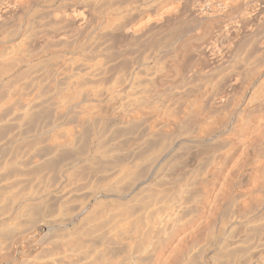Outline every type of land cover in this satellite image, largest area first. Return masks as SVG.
Wrapping results in <instances>:
<instances>
[{"label":"bare ground","instance_id":"bare-ground-1","mask_svg":"<svg viewBox=\"0 0 264 264\" xmlns=\"http://www.w3.org/2000/svg\"><path fill=\"white\" fill-rule=\"evenodd\" d=\"M1 1H2V3L0 4V24L4 23L9 18H11V19H9V21L12 20V16H11L12 14L11 13H12V10L14 8H17V9L20 8L19 10L21 11L23 6H25V9L28 8V7H26L27 3H29L30 1H31V3H32V1L34 2V0H0V2ZM56 1H59V0H55L54 2H56ZM101 1H103L104 3H107V4H104L105 7H103V6L101 7V5H99V3ZM101 1L100 0L99 1L98 0H62V1H60V3L57 2L58 4L56 3L50 7L47 4V6H48L47 8H49L48 12H45L44 9L42 8L43 11L40 9V11H42L41 14H37L40 12L36 11V9H35L34 13L32 11V13L35 14L33 16V18L27 21V22L30 21V23L32 22V24L31 25H30V23H29V25L27 24L28 26H26L25 28L23 26L24 29H22L20 35L18 34L19 36L16 37V39L12 43L10 42L11 44L9 43L8 45H6V46H8L7 48L9 50L6 54L5 59H7V57L9 59L12 56H14L15 49H18V48L24 46L25 44L27 45L29 42L34 43L36 40L43 38V37L38 38V37H40L38 34H41V32H40L42 29L41 27L47 25L49 22L52 24H57V25H59L61 22H62V24H63V22H64V24L66 22H68L69 27L72 26V28H73L72 30L75 29L76 31L79 30V32H80L81 30L83 31V29L85 27L88 28L87 24L90 23L89 20L92 18V16L94 14H98V12L100 13L99 10H103L104 17H106L105 15H107L105 21H106V24H108V25H106L105 28H103V29L100 28L98 30L95 28L96 26H99L97 24L94 27H89V32L91 33L92 31H94L93 35H95V36L96 35L97 36L104 35L106 40L107 39L112 40V38L118 40V38L122 37L124 41L120 38L121 41L125 42L128 47L133 46L135 49L137 48V50H135L133 48L132 49H133V52H134V50L136 51V54L138 56L140 53L141 54H142V52L144 53L143 60L142 61L140 60L141 63H138V64L134 61V60H136L135 59L136 55H134L135 58H134V56H132L134 58L133 61L136 63V64H134L133 61L131 60L132 58H130L131 53L128 54L129 50L128 51L126 50V48H125L126 45L124 43H123L125 45V47H124L125 51L124 52H126L129 55V57L127 55H122V53L124 54V52L116 53L114 50L110 49L109 51H111V50H112L111 52L114 51V53H116V55L118 54L117 56H119V54H121L120 55V56H122L121 58L123 60L126 59L125 63H128V62L131 63L130 60L132 61L134 66H133V64H131V65L128 64L130 66L126 65L127 68L129 67L130 69L132 66L133 70L132 71L129 70V71H131V75H129V78L127 77L128 79L126 78L127 81H124L125 79L123 80L124 81L123 84L120 82L122 85L119 84L117 86V84H114L112 82H111L112 83L111 84L109 82L111 85H114V86L109 85V87L105 90L103 88H101L100 90H103V91H100L101 95H98L99 94L98 92H97L98 93L97 95L94 94L96 92L94 89L95 87L94 88H93V86L91 87L94 89V91H93L94 93H90V94H94V96L99 97L98 101H100L101 98H107V99L109 98L113 102L115 101L114 104L112 103L114 106V109L115 110H118V109L122 110L123 109L122 112L124 111L125 107H127V108L131 107L130 110H133L135 108V110H136L140 106L139 104H141V103H139L140 99H142L143 97H146L147 95L151 96V98H152L153 95H156L158 93L159 97L158 96H156V97L160 98L161 96L159 95V93L162 90H163L162 91L163 93L165 90H166L165 92H167V93H169L171 91L170 95L173 93L176 94L177 91H178L177 93L179 94V92H183L184 89L188 90L187 88H185L186 86L181 87V85H180V87H178L177 83L178 82L182 83L181 82L182 79H184V81H185V80H187V78H186L187 76L191 77L193 74L197 75L199 73L197 76V77H199L200 73H201V75H203L202 72L204 70L214 71L215 69H217L219 67L218 70L220 69L219 71L221 72L222 67L220 68V66L224 65L225 67L222 68V70H224L223 75L221 72L222 76L219 78V80H217L218 84H217V82H215V83L212 82V83H214L215 87H216V85L218 87V88L216 87V89H215V87L212 89L213 91L215 89L214 92L212 91L213 92V97H212L213 101L216 104L217 103L220 104L221 102L226 100L229 96H231L232 93L234 92L235 87H237L239 82L240 81L242 82L244 80V79L241 80L242 79L241 76H242L243 72H244L243 74H246L244 76V78L247 75H249V76L255 75L257 73L259 67H262V64L264 63V60H262V59H264L262 57L263 52H264V0H126V1H123V0H107V2H106V0H101ZM36 2H39V0H37ZM103 2H101V3H103ZM49 4H53V3H49ZM25 9L23 8V10H25ZM45 9H46V6H45ZM37 10H39V9H37ZM14 11H18V10H14ZM43 12L45 14L46 13L47 14L45 15ZM14 14L15 13H13V15ZM96 16L98 17V15H96ZM110 16L113 17L114 20H110L113 22H111L109 24L108 22H110L109 21V18H111ZM30 17H32V16H30ZM93 18H92V20H93ZM107 18H108V21H107ZM195 19L198 20L199 22H201L200 27L196 26V27H198L197 31L194 30L196 28H192L193 31L191 28H188V30L190 29L192 32L189 30L188 34L187 35L185 34L186 36L184 35L185 38H183V39L181 38L182 41L180 40L181 42L176 43V44L173 43L174 41L173 42L171 41V38H172L171 35H170L171 37L169 36L170 41L166 40V41L162 42V43L168 42L169 45L167 43H164V44H167V47L170 46L171 42L174 44V45L172 44L171 47H168L169 51H167L168 49L164 48L166 45H164V44L162 45V43L160 42V41H162V39L159 37L164 36L163 35L164 33H167V35L170 34V33H168V30L169 31H171V30L177 31V33L180 32V34L179 33L178 34L179 35L182 34V36H183V33H181L183 28L186 27L187 24H189L188 26H192V24L190 25L189 22H192ZM99 21H101V20L99 19ZM91 22L94 23L95 21H91ZM92 23H90V24L92 25ZM62 24H60V25L63 26L64 24L63 25ZM0 26L2 27V25H0ZM50 26L47 25V27H50ZM61 26H59V27H61ZM65 26H68V24L67 25L65 24ZM1 27H0V30H2V28H3V27L2 28ZM39 28H41L40 31H39ZM45 28H46V26H45ZM45 28H44V30H45ZM90 28H95V30H97V31L91 30ZM186 28H185V30H186ZM207 28L210 29V32L212 31V33L207 34V37L209 35V38H206V35L204 34L205 39L206 40L208 39L206 42H204L205 41V39L203 38L204 36L201 34V38L199 37L200 40H198V41H200L202 43L199 42L200 43L199 44L198 41L196 40L197 38L195 39L194 35H196L198 37L199 32H201V31L204 32V30H206ZM46 29L48 30V28H46ZM55 29H53L51 31L52 33L49 32V30H48L49 34L47 33L48 35L46 34L47 36H45L46 40L44 39L45 41H47L46 44L49 43L51 47L53 46V43H55V42L57 43V42H60L63 40L65 41L70 36L71 37L73 36L75 38V36H74L75 31L73 32L70 30L71 33L72 32L74 33V34L72 33L73 35H70L68 29H65L62 27L60 29H56V30ZM159 30L160 31L164 30V31H161L164 33L160 32L162 35H160L159 33L157 34V31H159ZM173 31H171V32H173ZM46 32L47 31L45 30L44 33H46ZM1 33H0V35H1ZM80 33L83 35V32H80ZM84 33H85V31H84ZM117 34L120 37L117 38V36H116ZM155 34L158 36L160 35L158 37L160 40L158 39L157 41H159L161 43V45L159 43H157L156 45H160L157 47H160L159 48L160 50L162 48H164V49H166L165 51H167V56H166V52L164 53L165 55L162 53V55H164L165 58L163 56H161L160 54H158V52H160V50L158 48H157L159 50L158 52L155 50V47H156L155 46L156 40L154 41ZM107 35H109L110 37H108ZM174 35H173V38L176 39V37ZM97 36H96L97 39L96 38L95 39L99 41L100 37H97ZM111 36H112V38H111ZM78 37H79V35H78ZM78 37L75 39H78ZM155 37H157V36H155ZM193 37H194V40H196V41H194L192 39ZM35 38H38V39H35ZM105 38L104 39L101 38V39L105 40ZM165 38L166 37L164 36L163 39H165ZM173 38H172V40H173ZM202 38L204 39V41H201V40H203ZM34 39H35V41H34ZM75 39H73V40H75ZM167 39H168V37H167ZM41 40L36 41L34 43V45H35L34 47H36V46L38 47L39 42ZM103 40H101V42ZM116 40H114V41L116 42ZM177 40H179L178 36H177ZM45 41H44V44H45ZM75 41H77V40H75ZM89 41H91V40L89 39ZM2 42H4V41H2ZM32 43H29V44L33 45ZM86 43H87V41H86ZM40 44H41V42H40ZM44 44H43V46H44ZM66 44H68V43L66 42L64 45H66ZM89 44H90V42L88 43V45ZM115 44H117V43H115ZM57 45H59V44H57ZM100 45H104V44H100ZM113 45H114V42H113ZM119 45H120V43H119ZM54 46H56V44ZM104 46L106 48L105 51L107 52L108 46L107 47H106V45H104ZM114 46H116V45H114ZM121 46H122V43H121ZM161 46H163V47H161ZM39 47L41 49H44V48H47L48 45L44 48H42L41 46H39ZM88 47H90V45ZM88 47H86V48H88ZM97 47H101V46L98 45ZM5 48L3 50H1L2 49L1 48L0 50L4 51ZM7 48H6V50H7ZM96 48L93 47V49H95V50H96ZM101 48H104V47L102 46ZM117 48H119V46ZM122 48H123V46H122ZM120 49H121V47H120ZM83 50H87V49H81L80 52H82ZM97 50L99 51L100 49H97ZM97 50H96V52H98ZM138 50H140L139 51L140 53H137ZM101 51H102V49H101ZM161 52H162V50H161ZM114 53H106V54L111 55ZM148 53H150V54L148 55ZM72 54H73V52H72ZM96 54H97L96 56L99 57V60H100L102 58V57L100 58L101 53L98 52ZM98 54H99V56H98ZM102 55H103V53L101 54V56ZM108 55H106V57H108ZM116 55H115V59H116ZM156 55H159L160 57H163L164 59L160 58L161 63L158 61L159 59L158 60L154 59V60L158 61V62H156V61L155 62L159 67L154 66L157 68V69H155L153 67V65L155 63L153 64L151 62L153 64L152 69H151V67H149V68L152 71L149 72L148 67H146V66L148 65V63H150V61H154L151 59L155 58ZM3 56H5V55H3ZM3 56L0 55L1 60H2ZM159 56H157L156 58H159ZM30 57H31V55H30ZM30 57H28V58H30ZM109 57L113 58V56H109ZM109 57H108V59H109ZM12 58H14V57H12ZM12 58L10 60H12ZM79 58L80 57H78L77 60L72 59V61L69 60V59H71L70 57L67 58V60H69V61H67V64L70 67V72L68 73V71H67L68 74L65 75L66 77L63 75V77H64L63 80L68 81V82L70 81L69 83L72 82L71 86L73 85L74 82H77L75 84H79L80 83L79 80L85 81V79L87 80V81L83 82L85 85H87L86 82L87 83L90 82V81H88V79H90L91 81L93 79L94 82H95L96 78H98L100 80V82H101V80L104 81L105 79H100V77L102 78L103 75L105 77L106 74H107L106 76H108V74L111 73V71L108 72L109 70L106 71V69L110 66L115 65V64H113L115 62L114 58L112 59V62L110 61V59L109 60L107 59L108 61H110V63H106L107 60L105 62V59H106L105 55H103L104 62L100 63L98 60V62L94 63V61H93L92 63H94V64H90L88 60L87 61L83 60L84 61L83 62V61H81L83 58L81 60H79ZM8 59H7V61H9ZM93 59H95V58H93ZM97 59L98 58H96L95 60L97 61ZM128 59H130V60L128 61ZM138 59H141V58H138ZM138 59L136 61H139ZM20 60H22V59H20ZM92 60H90V61H92ZM103 60L101 59L100 61H103ZM7 61L5 60L4 62H7ZM85 61H86V63H85ZM260 61L262 62V64ZM0 62H3V60ZM27 62L28 63L23 65V66H24V68L28 69L27 71H29L32 63L29 62L28 60H27ZM122 62H124V61H119V59H118V62L116 61V64H118V63L122 64ZM258 63H259V67L257 66L258 68H256L255 65H257ZM260 64H261V66H260ZM118 65H116L114 67L120 69L121 66L122 67H123V65L125 66L124 63L121 66H120V64H118ZM65 66H66V63H65ZM68 66L66 67V69L68 68ZM253 66H254V69L256 68L255 70L253 69ZM145 68L147 69V71H145ZM249 68L250 69L252 68L253 70L249 71L248 70ZM246 70L249 71V72H247L248 74L246 73ZM261 70H262V68H260V71ZM263 70H264V68H263ZM39 71L40 70H38V69L32 70L30 72V74L27 75V78L29 75H30L29 77H33V78L39 77L41 75L40 74L41 72H39ZM104 71H105V73H104ZM141 71H144L146 73L141 72ZM219 71L216 70V72L220 73ZM62 72H63V70L60 73H62ZM139 72H141V74L143 73L144 76L141 75ZM63 73L65 74L66 72H63ZM102 73H104V74L101 75ZM249 73H252V74H249ZM62 74H60L59 78L60 77L62 78ZM128 74H130V72H128ZM185 74H187V75H185ZM139 75H141L142 77L139 78ZM175 75H177L178 80L173 81L172 78H174ZM113 76L114 75H112L109 78H112ZM260 76H262V75H260ZM190 77L188 79H194L195 78V77L192 78L193 76L191 78ZM253 77L254 76H252V78ZM257 77H258V75H257ZM175 78H176V76H175ZM263 78H264V76H263ZM55 79H56V77H55ZM106 79L108 80V78H106ZM141 79L144 82V83L142 82L143 84H145V82H149L148 85L146 83L144 86L143 85L141 86V84H140ZM215 79H217V78H215ZM249 79H250V77H249ZM261 79H262V77H261ZM261 79H257V80L252 79L253 81L252 80L251 81L246 80V82L249 81V85L246 83L248 86H247V88H245L249 101L244 99L245 102L247 101L246 102L247 105L251 104L253 102L255 104L256 101L258 102L257 104H260V105L264 104V89H263L264 84L262 85L263 81ZM23 80L26 81L29 79H23ZM30 80L28 81L29 83H31ZM37 80H39V79H37ZM107 80H105V82H107ZM113 82H115V81H113ZM243 82H245V81H243ZM81 83H82V81H81ZM150 83L152 84V88H150L151 86L145 88V86H149ZM32 84L33 85L35 84V86H37L39 84V82L38 83L33 82V83H31V85ZM84 84H82V87L80 89L81 91L78 90L80 87L78 85L77 86L75 85L76 87H78L75 89H77L79 91V93H75L76 90L74 89V87L72 88L75 90L74 94H76L73 96L78 97L77 95H79L80 93L84 94V92H86L85 91V90H87L86 88L90 89V87H88V85H87V87H83ZM1 86H3V85L0 84V90L2 89ZM19 86H20V84H19ZM35 86H33V87L35 88ZM103 86L107 87V85L106 86L103 85ZM210 86L212 87V85H210ZM56 87L57 86H55V88ZM15 88H17V87H15ZM34 88H32V89H34ZM65 88H67V87H65ZM147 88H149V89H147ZM165 88H167V89H165ZM168 88H171L172 90L168 89ZM32 89L30 91H32ZM89 89H88V94H87V92H86V94L90 96ZM173 89L176 92H173ZM217 89H218V91H216ZM82 90L84 91L83 93H82ZM72 92H71V97H73ZM29 94H32V93H29ZM63 94H64L63 92L59 93L58 90L56 91V89L55 90L52 89V90H48L46 95L44 94L45 95L44 97H37V96L34 97L37 94H35V95L32 94V96L28 98V95H27V99L22 100L23 101L22 104L20 103V105L23 107L20 109L21 110L25 109V112H23V114L25 116L26 112H28V111L31 112V110H34L40 104H43V102H44V104L46 102H48L46 104L50 103L52 106H54L53 107L54 110L56 108H60L59 106H61V105H63V108H65L64 105L66 104V108H65L64 112L60 111L61 114L62 113L63 114L61 115L59 112V114L61 115L59 117L60 119L57 118L55 121L51 122L50 125L47 124L48 127L45 129H47L49 131L51 129L61 127L64 124V123H62V125H61L62 120L66 119L68 116L70 117V115L73 113L75 115L81 114V116L86 117L87 112H85V109H87V111L89 110L87 108V104L90 105L92 102L95 103L97 101L96 97L94 98L93 95L91 97L94 98V100H92V98L88 99L87 97H89V96H87V97L85 96L86 99L84 98V101L81 99H80L81 101H78L79 99L78 100L76 99L77 101L76 100L73 101L72 99H74L76 97L71 99V97L67 93V91L65 94H68V96L63 95ZM175 94H173V95H175ZM178 94H176V95H178ZM211 95H212V93H211ZM10 96L11 95H9V97ZM100 96H101V98H100ZM256 96H258V98L255 100L254 98ZM9 97H8V100L11 102V98L9 99ZM151 98H150V101L152 102ZM6 99H7V97H6ZM143 99H144L143 102H145V98H143ZM152 99H154V98H152ZM157 99H155V100L157 101ZM210 100H211V98H210ZM213 101H211V102H213ZM6 102H8V101H6ZM188 103H189V101L185 105L184 109L181 110V112H182V114L184 112L185 118H187V119L192 118L191 120L195 122L196 118H195V120H193V116L196 117L197 115L192 114L193 107L189 106ZM4 104H3V106H4ZM147 104H151V103L147 102ZM254 104H252V105H254ZM257 104H255V105H257ZM5 105H7V104H5ZM89 105H88V107H89ZM168 105H169V103H168ZM168 105H167V107L172 106V105L171 106H168ZM244 105H246V104H244ZM255 105H254V108H255ZM262 105L260 107H262ZM91 106H92V104H91ZM143 106L144 105H142L141 108H145ZM153 106H156V103L153 104ZM153 106L151 105L150 108L152 109ZM1 107L2 106L0 105V108ZM11 107L13 110L14 106H11ZM160 107L161 106H157V110L160 109ZM190 107H191V109H190ZM244 107H246V106H244ZM2 108H4V107H2ZM155 108H154V110L156 111ZM237 108L236 109L234 108L233 113H229L231 115L229 118H227L228 121H226L227 122L226 124H230V127H232V128H234V126H235L233 124V122L235 121L234 123H236L237 118L242 117L241 113L239 114L240 111L239 112L237 111ZM249 108H251V105L249 106ZM60 109H62V107ZM140 109L138 108V113L141 112ZM239 109H241V108H239ZM147 110H148V108H147ZM161 110H162V108H161ZM57 111H59V109ZM125 111H127V110H125ZM136 111H134V112H136ZM155 111H154V113H155ZM84 112H85V114H84ZM114 112H116V111H114ZM149 112H151V111H149ZM10 113L13 114L14 112L12 113L10 111ZM82 113L84 115H82ZM88 113L90 114V112H88ZM132 113H133V111H132ZM141 114H143V113H141ZM152 114L153 113H151L150 115H147V117H144V118L142 116V118L140 119V120H142V124H140L141 129H139V133H138V135H141L140 137L144 136L147 139V137L151 136L150 134H154V133L158 132L159 130L163 129L165 126V123L168 121L167 119H164L167 121L161 122V119H159L160 121L157 122L158 119L157 120L154 119V120H156V122L154 121L156 124L154 126H152L154 124L153 123L151 125V128L147 129L148 121L153 119ZM8 115H10V114H8ZM20 115H22V114L20 113ZM156 115L157 114H155L154 116L157 117L158 115L157 116ZM239 115H241V116H239ZM131 116H133V115H131ZM161 116H163V115H161ZM12 117H14V116H12ZM182 117H183V115H182ZM5 118H8L10 126L13 125L12 127H14V128H12L13 129L12 131H14V130L17 131L18 129H20L21 126L18 124V121H17L20 117L19 118L14 117V118H18L16 120L13 118L11 119L9 116H7V117L5 116ZM179 118H181V117H179ZM9 119H11V120H9ZM227 119H225V120H227ZM174 120H175V118H174ZM179 120L176 118V121H174L171 125L175 126L176 124H178L177 122ZM183 120H185V119H183ZM192 121L190 122L191 123L190 126H193L195 124V123H193V125H192ZM120 122H122V121H120ZM139 122L141 123V121H139ZM180 122H182V121H179V124H180ZM167 123H168V125L170 124L169 121ZM183 124H185V121ZM231 124H233V125L231 126ZM6 125H8V124L6 123ZM121 125H124V124H121ZM104 126L108 127V125H104ZM111 126H112V124H111ZM181 126H182V124L179 127L181 128ZM188 126H189V123H188ZM179 127H177V129ZM226 127L229 128L228 125H226ZM131 128H130V132H131ZM232 128L231 129L229 128V129L232 130ZM76 129H77V127H76ZM120 129H122V128H120ZM124 129H125V127H124ZM190 129L187 130V132L189 131L188 133L180 134L181 136L178 135V137H176L174 139H170V142L168 141L169 139H167V141L165 140L166 142H169V144L172 143L170 145V147L169 146L166 147L167 143H166V145L164 143L160 144V145L164 144L165 147H163L164 146L163 145L162 147L156 148L158 150H155V152L151 155V157L145 161V162L148 161L146 163V164H148L147 167L143 163V165L146 168H148V167L150 168L149 169L150 173H147L145 171L147 173L146 174L147 176H145V177L140 176L139 179H137L138 181L136 183L131 180L132 181L131 185L132 184L133 185L132 186L130 185V187H128V188L125 185L128 184V182H131L130 177H133L135 175L134 174L135 170H136L135 173L138 174L139 171L137 168L141 167L142 162H144L143 159H145L146 156L143 158L140 157V155L139 156H133L129 160L126 159L127 160V162L125 161L126 163L122 162L121 163V165L123 164L122 166L115 167V168L111 167V170L107 168V171L105 169V172L103 170L104 173H102V171H101L103 168L100 169V171L97 170L99 172V174L101 172V174H100V175H102L101 178H104L105 183L101 187L100 186L97 187V185L95 186L94 184L96 183V181L98 180V178L100 176L97 173L94 174L96 176L98 175L99 177L97 176L98 178L96 181L92 179L95 182L92 185L89 182H88V184L91 185L90 187L93 186L92 189H94V187H97L98 189H96V188L94 189L96 191H92L91 188H90L91 190L89 189V186L85 187L84 185H83L84 187H82V188H78V186L76 188H75V186H73L72 188L66 187L68 185V184L66 185V183L68 182L70 174L72 175L71 172H73V171L75 172L77 169L76 167L81 166L80 165L81 161H79V165H78L77 164L78 160L75 162L74 158L72 159L74 161L63 162L62 165L60 164L62 162L59 163L61 166H59V169H60V171L58 170L59 174H56L58 176L57 179H54L52 175H46V176H39L38 175L32 180L30 178L31 183H29V182H25V180L20 177L21 179H19L20 180L19 185H16V186H12V184L8 180H5V181L0 180V187H6L7 185H9V187L11 188V186H12V189L10 192L3 191L5 193L2 194V192H1L2 195L0 194L1 195L0 196V232H2L3 229L9 228V227L14 228V230H16V232H17L16 236L14 235L12 238H9V237L8 238H2L0 236V264H143V263L145 264L146 258H147V260H149L148 255L149 254L151 255L150 252L153 249L152 248L153 245H155L154 243H157L158 240H160L159 238H161V241H163V239H162L163 237H160V236H163V235L166 236V234L170 233L169 230L175 229L173 227L176 224L179 225L178 223H180V225H181V223H182L181 217H183L181 215H183V213L188 208H190V209H191V207L193 208L192 204H194V202H196L195 199L197 198V195H196L197 191L195 189L196 187H193V186L194 185L197 186L200 179H199V181L197 179L198 182L196 181L197 184H195V182L193 180H194V178L196 180L197 176L192 174L195 177L190 176L191 178L189 179V177H188V179L189 180L192 179V181L194 182V185H193L192 181L190 182L189 180H187L186 176H185V178L187 181L185 180L184 177H183L184 179H182V177H181L182 181L185 180L186 182L185 181L183 183L180 182V184L177 187L174 185L176 188H175V190L173 189L174 187L172 188L174 191H172L171 194L169 192V194H167L168 196L167 195L161 196L163 198L161 199V197H160V200H158L159 197L157 196V198L156 199L154 198V200H152L153 202H151L148 205L142 203L146 198H149L147 191L149 190V188H153L152 185L155 184L154 182H157V180H159L161 178H165V177H171V176L176 177V175H180V174L185 175L187 173V171H189L190 169L192 170V168H195L194 165L196 163V160L198 161V158L196 157V154H197L196 152L201 151L202 149L204 151L205 148L209 149V146H210V150H212L211 147L213 148L214 145L212 146V143L209 144L207 140L205 141V138H203L205 136L201 135L199 137L197 135H194L193 134L194 132L191 131ZM47 130L43 129L44 132L45 131L48 132ZM108 130L110 131V129H108ZM182 130H183V128H182ZM19 131L15 132V135L12 134V135H14V138H16V135H17L16 133H18ZM22 131H21V134L23 135ZM101 131L103 132V130H101ZM104 131H106V127H105ZM215 131H217V130L214 129L213 132H215ZM27 132H26V134H29ZM200 132H202V131H200ZM219 132H217V134H216V143L218 142L217 143L218 145L220 144V142H221L220 140L224 136V134H222V136H221V133H219ZM12 133H14V132H12ZM21 134L19 133L17 135L18 139H19V137L20 138L22 137ZM104 134H106V133H104ZM9 135H10V133H9ZM89 135H91V134H89ZM138 135L131 136L130 139H128V141L130 143H133V142L136 143L137 139H138L137 138ZM30 136H33V135H30ZM72 136H73V134H72ZM100 137H102V136H100ZM103 137H104V135H103ZM140 137L138 139L139 140L138 142H141L144 139V137H143V138H141L142 140H140ZM8 138L6 140H2V139L0 140V148L4 151H7L8 148H10L12 146L13 141H15V140H13L14 138H12V137H10V139L12 138L11 141ZM33 138H34V136H33ZM18 139H17V141H18ZM104 139H106V138L104 137ZM22 140H24V138ZM171 140H174V141H171ZM19 142L21 143V141H19ZM22 143H24V142H22ZM97 143H99V142H97ZM135 143H134V145H135ZM62 144H64V143H62ZM91 144H92V147H90L88 149V151L86 150L87 152H85L86 153L85 156L82 155L83 160H87L89 158H91L90 160H96L97 157H100L103 159L104 158L105 159H111L113 157L112 159H116L114 157V155L115 156H116V154H117V156L120 155V154L118 155V153L120 152V149L118 148L119 146H117V148H116L117 143H115V141H113V140L106 141V142L103 141V143L101 141V144H96V145H93V143H91ZM137 144L139 145L140 143H137ZM58 145H60V144H58ZM61 145H60V147H61ZM138 145H137V148H138ZM13 146H15V144ZM51 146L53 147L52 144H51ZM215 146H216V144H215ZM218 147H221V146H218ZM34 148L31 150H27V151H26V149H28V148H25L24 150L26 152L22 151L24 153H21V155H19V156L15 155L16 156V157L14 156L15 159H12L13 157L11 158L10 156H3L2 158H0V172H2L3 169L5 167H7L8 164L11 163L10 165H13V163L15 161L18 162V164H20V163L22 164V162H24L25 164L28 163V164H32L34 166L38 161H41V157L36 155L37 152L34 151ZM128 148H130V147L128 146ZM18 149L20 150L19 147H18ZM37 149H38V147H37ZM37 149H35V150L37 151ZM62 149L64 150V148H62ZM139 149H137V150H139ZM208 149L207 150L205 149V151L208 154H210L212 152V156H210V155L209 156L211 158H213L211 160L214 161L215 159H214L213 155H215V156H217V155L213 154V152L216 153L217 151H220V150L214 151L215 149H218V148H215V149L213 148V151H209L210 152L209 153ZM38 151H39V149H38ZM150 151H152V150H150ZM92 152L95 155H92ZM17 153L19 154V152H17ZM38 153H40V152H38ZM129 153H132V152H129ZM199 153H198V155H199ZM123 154L121 153V155H123ZM132 154L135 155V152ZM136 154H138V152ZM201 154H200V156H201ZM208 154H205V155H208ZM45 157H47V156H45ZM56 157H57V155H56ZM201 158H203V157H201ZM83 160H82V162H83ZM99 160H101V159H99ZM178 160L182 161L183 164H181L180 162H177ZM102 161L103 160H101V162ZM174 161H176L177 163H180V165H181V166H179V164H178L177 166H175V164H173L175 167H177V169L175 171L167 172V171H162V169H160V167L163 163H167V162L171 163ZM25 164H23V165H25ZM42 164H46V163H42ZM28 166L26 167L27 170H28ZM48 166L49 165H47L46 167H48ZM142 168H143V166H142ZM174 168H172V169H174ZM27 170L25 172H27ZM53 170H55V169H53ZM194 170H196V169H194ZM251 170L252 169L249 170L250 175L253 174V173L251 174V172H252ZM198 171H196V172H198ZM131 173H133V174H131ZM53 174H54V172H53ZM130 174H131V176H130ZM187 174L191 175L190 173H187ZM27 175H29V173ZM31 176L34 177V175H31ZM88 177L90 178V176H88ZM136 177H134V178H136ZM204 178H203V180H204ZM71 179H73V177H71ZM79 179L80 178H78L77 180H79ZM82 179H83V177H82ZM166 179L169 180V178H165V181H166ZM174 179H176V178H174ZM21 180H24V181H21ZM126 180H129V181L126 182ZM176 180L180 181L179 178ZM176 180L174 182H176ZM259 180L260 179H257L256 175L250 179L249 173H247V171H246V173H242L236 179V181H234L232 184L229 185L230 187H227L228 190H226L227 192L225 191V197H224V203L225 204H223L221 202V205L223 204L224 206L223 205H222L223 207L217 206V207H219V209H217L218 211L216 210L217 213H215L216 215H214L213 222H211L214 224L208 225L205 232L203 233L204 235L202 234L203 235L202 240H200V242H198V240L196 241L195 239H193V241H188L187 243L185 240V242H183L185 244H183L182 241L181 242L178 241V242L182 243L183 245L182 246L180 245L178 248L175 247V248H177L176 250H178V251H176L175 254L172 253V255H174V256L171 255L170 257H167L169 254L167 256L165 255L166 259L164 257L162 258L160 256L162 258L161 261L163 259L166 260V261H163L164 264L165 263L166 264H264V182H259ZM79 181H82V180H79ZM98 181H100V180H98ZM165 181H163V182L165 183ZM179 181H178V183H179ZM201 182H203V181H201ZM27 183H29V184H27ZM84 183L85 182H83V184ZM100 183H102V182H100ZM162 183H160V184H162ZM249 183H250L251 188H250V190L249 189L246 190L247 186H249L248 185ZM189 184H192L193 186L189 185ZM165 185H166V183H165ZM203 185L204 184L198 185V187L201 186V187H199V190L203 189L202 188ZM158 187H161V185H159ZM125 188H126V190H125ZM120 189H123L124 191L119 192ZM156 190H157V188H156ZM160 190H161V188H160ZM236 190L238 192H235ZM239 190H241V192L243 190V192L241 193ZM202 191H204V190H202ZM165 192H167V190ZM162 193H164V192H162ZM249 195L255 196L254 198H256V199L252 198L253 203H251V199L248 198ZM153 196H154V194H153ZM251 196H250V198H251ZM50 197L54 198L59 203V207L57 208V210L55 209L56 212L53 214H49L47 216H43L35 225H33L32 220H33L34 213L36 212V210L39 207H41L42 203H45L46 200H48L47 198H50ZM78 197H82V202L76 203V201H75L76 204L73 207L74 209H72L73 210L72 215L69 216L68 218L65 217L64 219H61V216L59 217V214L62 213L61 212L62 206L65 203H67L66 205H68L69 201L76 200ZM150 197H151V195H150ZM83 198L86 199L85 202H83ZM219 198H222V196H219ZM247 198L249 199L250 204L248 203L249 201L246 200ZM255 201L257 204H259L258 206L256 205V207H255V205L253 206ZM72 203L74 204V201ZM105 203H107L108 205H110L109 203H112V204L114 203L118 206L115 205L117 207V208L114 207L115 210H113L114 208L109 209V210L107 209L108 212H106V210L104 209L105 212H104V210L102 212H99L100 208L98 210L97 207H100L102 205H106ZM140 203H142V204H140ZM136 205H138V206H136ZM197 205L198 204L196 203V206ZM144 206H145V208H144ZM133 207L134 208L138 207L139 209H140V207H142L141 209H143V211L140 212V210H139L138 212H140V213L138 214L137 211H136L137 213L134 212ZM220 207H222V209ZM106 208H107V206H106ZM94 209H97L98 211L94 210ZM190 209H188V210H190ZM131 210L133 211L132 213H131ZM135 210H137V209H135ZM97 212H98V214H97ZM187 212H189V211H187ZM187 212H185V215H187L186 214ZM134 213H136V214H134ZM210 216H208V218ZM35 217H37V216H35ZM184 218H185V216H184ZM138 221L139 222L141 221L140 226L139 225L137 226ZM184 226H185V224H184ZM214 227H218L217 230ZM174 232H175V230H174ZM178 232H179V230H178ZM41 233H43V235H44L41 237L43 239L37 240L36 237H38ZM200 234H199V236H202ZM195 235H196V232H195ZM189 238H190V236L187 238V240ZM179 244H176V245H179ZM118 247H120L122 249V250H120V253L118 252ZM175 248H174V250H175ZM110 249L113 251L117 250L116 255L115 254H112V255L108 254ZM32 250H34L36 253L35 252H34L35 254L30 253V251H32ZM110 252H112V251H110ZM156 261H158V260H156ZM159 263L163 264L162 262H159Z\"/></svg>","mask_w":264,"mask_h":264},{"label":"rangeland","instance_id":"rangeland-1","mask_svg":"<svg viewBox=\"0 0 264 264\" xmlns=\"http://www.w3.org/2000/svg\"><path fill=\"white\" fill-rule=\"evenodd\" d=\"M37 0H34V2L32 1V3H31V1L29 2V3H27V5H26V7H28V8H26L25 9V6H23V8L25 9V10H23V8L21 9V11L19 10L20 8H14L13 10H12V20L11 21H9V19H11V18H9L7 21H5L4 23H2V24H0V25H2V30H0V33H1V35H0V49L1 50H3L5 47L7 48L8 46H6V45H8L10 42L12 43L15 39H16V37H18L19 35H20V33H21V31H22V29H24L26 26H28L29 25V23H30V21L29 22H27L28 20H30V19H32L33 18V16L35 15V14H33L34 13V11H35V9H36V11H38V12H40V13H37V14H41V12L43 11V9H44V11L45 12H48V9L49 8H47L48 6H47V4L49 5V7L50 6H53L54 4H56L57 2L58 3H60V1H62V0H59V1H56V2H54L55 0H39V2H36ZM41 1V2H40ZM43 1V2H42ZM99 1V0H98ZM101 1V0H100ZM123 1H126V0H123ZM101 2H103V1H101ZM99 3V5H101V7L103 6V7H105L104 6V4H107V3ZM106 2H107V0H106ZM2 3V1L0 2V4ZM49 3H53V4H49ZM57 3V4H58ZM43 5V6H42ZM42 6V7H41ZM45 6H46V9H45ZM43 8V9H42ZM37 9H39V10H37ZM40 9L42 10V11H40ZM14 10H18V11H14ZM32 11H33V13H32ZM100 11V13L98 12V14H94L93 16H92V18H93V20H92V18L90 19L91 21H95L94 23H92L90 20H89V22L90 23H92V25L90 24H87L88 25V28L87 27H85L84 29H83V31L81 30L80 32H83V35L79 32V30L78 31H76L75 29L74 30H72L73 28H72V26H70L69 27V23L68 22H66L65 24L67 25L68 24V26H65V24H64V22H63V24H62V22L60 23V24H62L63 26H61L60 24L59 25H57V24H52V23H48L47 25L48 26H50V27H47V25H45L46 26V28H48V30H49V32H51L53 29H60L61 27L62 28H65V29H68V31H69V33H70V35H73L74 33V31H75V34H74V36H75V38H77L78 37V35H79V37H78V39H75L73 36V38L71 39L70 37H68L65 41L63 40V41H60V42H55V43H53V46L51 47L50 46V44L49 43H47L46 44V42L47 41H45L46 39H45V36H47L48 34H49V32H48V30L45 28V26H43L44 28H45V30L47 31L46 33H44V28L43 27H41V28H39V31H40V29H41V34H38L40 37H38V38H41V37H43V38H41V39H38V38H35V39H38V40H36V41H39V40H41L40 42H41V44H40V42H39V46H41L42 48H44V47H46L47 45H48V47L47 48H44V49H41L39 46L37 47H34L35 45H34V43L36 42L35 41V39H34V43H32V42H29V43H32L33 45H30L29 43L25 46H22V47H20V48H18V49H15V52H14V56H12V57H14V58H12V60H10L11 58H9L8 59V57H7V59L9 60V61H7V59H5V57H6V54H7V52H8V48H7V50H6V48H5V50L4 51H1L0 50V55H5V56H3L2 57V60H3V62L6 60L7 62H0V84L1 85H3V86H1V90H0V105L2 106V107H4V108H0V140L2 139V140H6L8 137V139L11 141V139L12 138H14V135H15V132H17V131H19L18 133H16L17 135L20 133L21 134V131L23 132V135L21 134V138L23 139L24 138V140H22L20 137H19V139H18V136L16 135V138L18 139V141H17V139L16 138H14L13 140H15V141H13V143H12V146L10 147V148H8V150L7 151H4V150H2L1 148H0V158H2L3 156H10L12 159H15L14 158V156L16 155H21V153H24V152H26L27 150H31V149H33L35 146V148H34V151L35 152H40V153H36V155H38L39 157H41V161H38L34 166L32 165V164H28V163H24V162H22V164L20 163V164H18V162H14L13 163V165H10V164H8L7 165V167H5L4 169H3V171L2 172H0V180H2V181H5V180H8V181H10V183L12 184V186H16V185H19V179H21V178H23L24 180H25V182H29V183H31V180L32 179H34L36 176H46V175H52L53 176V178L54 179H57V175L56 174H59V172H58V170L60 171V169H59V166H61L62 164H63V162H68V161H74V160H72L73 158L75 159V162L78 160V165H79V161H81L80 162V165L81 166H79V167H76L77 169H76V171L74 172H71L72 173V175L70 174V177H69V179H68V182L66 183V187L67 188H69V187H73V186H75V188L78 186V188H82V187H88L89 186V189L91 188H93V186L92 187H90L93 183H95L93 180H97V178H98V180H100V181H96V183L94 184L95 186L97 185V187H101L102 185H104V178H101L102 177V175H100L101 174V172H100V174H99V172L98 171H100V169H102L101 171H102V173H104L105 172V169H106V171H107V168L108 169H110L111 170V167L112 168H115V167H119V166H122L121 165V163L123 162H127V160H129L131 157H133V156H139L140 155V157H145V159H143L144 160V162H142V164H141V167H138L137 169H138V174L137 173H135L136 172V170H135V172H134V174L137 176H133V177H130L131 176V174H133V173H131L130 174V181L132 180V181H134L135 183L138 181L137 179H139V177L140 176H142V177H145V176H147L146 174L147 173H150V168L148 167V168H146L147 167V165L148 164H146L147 162H145L146 160H148L150 157H151V155L155 152V150H158V149H156L157 147H162L164 144L166 145V143H167V146L166 147H170V145L172 144V143H170L169 144V142H170V139H174V138H176V137H178V135H180V134H184V133H188L187 132V130H189L190 128V130L191 131H193L194 133V135H197V136H205V137H203V138H205V141L207 140L208 141V143L209 144H211L212 143V146H213V148L215 149V148H218V149H215L214 151H216V150H220V151H217L216 153L215 152H213V154H216L217 156H215V155H213V157H214V161L213 160H211V159H213V158H211L210 156H212V152L210 153L209 151H213V148L211 147V149L212 150H210V146H209V149L208 148H205L206 150L208 149V152L210 153V154H208V153H206V151H205V149H204V151H203V149L201 150V151H198V152H196L197 154H196V157L198 158V161L196 160V163H195V165H194V167L195 168H192V170L190 169L189 171H187V173H190L191 175H188L187 173L185 174V175H176V177L175 176H171V177H165V178H169V180L168 179H166V181H165V178H161V179H159V180H157V182H154L155 184H153L152 186H153V188H149V192L147 191V193H148V197L149 198H146L142 203L143 204H146V205H148V204H150L151 202H153L152 200H154V198L156 199L157 198V196L159 197L158 198V200H160V197L161 196H164V195H167V194H169V192H170V194L172 193V191H174L175 190V188L180 184V182H184L185 180H186V178H185V176L187 177V180H189L191 177L190 176H192V177H195V176H197V178H196V180H195V178H194V182H195V184H197V182L199 181V179H200V181L198 182V184H197V186H195L194 185V182L192 181V179L191 180H189L190 182L192 181V183H193V185L192 184H189V185H192L193 187H196L195 189H196V191H197V198L195 199V201L196 202H194V204H192L193 205V208L191 207V209L190 208H188V209H190V210H186L185 212H187V211H189V212H187L186 214L187 215H185V212L183 213V215H181V216H183V217H181V221H182V223H181V225H180V223H178L179 225H175L173 228H175V229H172V230H169V232L170 233H168V234H166V236L165 235H163V236H160V237H163L162 239H163V241H161V238H159L160 240H158V244L157 243H154L155 245H153V249L151 250V255L149 254L148 256V259L149 260H147V258H146V263L145 264H160L159 262H162L163 264H164V262L163 261H166V260H162L161 261V259L164 257L165 258V255L167 256L168 254V256L167 257H170L171 255H172V253H174L175 254V252L176 251H178V250H176L180 245L182 246L183 244H185V243H183V242H185V240H186V243L188 242V241H193V239H195L196 241L198 240V242H200V240H202V238H203V233L205 232V230H206V228L208 227V225H211V224H214V223H211V222H213V218H214V215H216L215 213H217L216 212V210L217 209H219V207H217V206H222L223 204H225L224 203V197H225V191L226 190H228L227 189V187H230L229 185L230 184H232L234 181H236V179L242 174V173H246V171H247V173H249V177H250V179L252 178V177H254L255 175L257 176V179H260L259 180V182H264V104L262 105V107H260L261 105L260 104H257L258 102L256 101V103L255 104H257V105H255L254 104V102L253 103H251V104H248L247 105V101H249V99H248V96H247V93H246V89L245 88H247V86L249 85V81H251L252 79H255V80H257V79H261V77H262V81L264 82V78H263V76H264V70H263V68H264V63L262 64V62H261V64H262V67H259V63L257 64V65H255V67L256 68H258L259 67V69H258V71H257V73L255 74V75H252V76H256L257 77V75H258V77L256 78H252V76H249V75H247L245 78H244V76L246 75V74H243L242 73V76H241V80H243V81H245V82H239V84L237 85V87H235V89H234V92L232 93V95L231 96H229L226 100H224L223 102H221L220 104H216V103H214V101H213V92L215 91V89H216V87H217V85H216V87H215V85H214V83L215 82H217V84H218V81L217 80H219V78L223 75V71L224 70H222V68H224L225 66L224 65H222V66H220V68H221V72H222V75H221V72L218 70V68L217 69H215L214 71H211V70H204L202 73H203V75H201V73H200V75H199V77H197L198 76V74L196 75H192L191 77L192 78H194V79H188L190 76H187L186 78H187V80H185L184 81V79H182V83H180V82H178L177 83V85H178V87H180V85H181V87L182 86H186L185 88H187L188 90H185L184 89V91L183 92H179V94L173 89V92H176V94H178V95H176L175 93H173V94H175V95H173V94H171L170 95V93H171V91L169 92V93H167V92H165L164 91V93L161 91L160 93H159V95L161 96L160 98H158L159 96H158V93L156 94V95H153L152 96V98H154V99H152L151 98V96H149V95H147L146 97H143V98H145V102H143V98L142 99H140V101H139V103H141V104H139L138 106V108L140 109L141 107H142V105H144L143 107H145V108H141L140 110H141V112H139L138 113V108L135 110V108L133 109V110H130V108L131 107H129V108H127V107H125L124 108V113L122 112V110L120 109H118V110H115L114 109V106H113V104L115 103V101L113 102L112 100H110L109 98L107 99V98H101V96H100V98H101V100L100 101H98V98L99 97H97V96H94V94H98V95H101V92L100 91H103V90H100L101 88H103L104 90L105 89H107L108 87H109V85H111L112 83H114V84H117V86L119 85V84H123V82L124 81H127V79L129 78V75H131V71L133 70L132 69V66H131V69L128 67L127 68V66L126 65H128V64H138V63H141L140 62V60L142 61L143 60V58H144V53L142 52V54L139 52L140 50H138V52L137 53H140L139 54V56L136 54V51L135 50H137V48L135 49L133 46H127L126 45V43L125 42H122L121 41V39L123 40V38L122 37H120L118 34L116 35L117 36V38L118 37H120V38H118V40H116V39H113L112 38V36H111V38H112V40H106V38L104 37V35H102V36H97V37H100V39L101 38H105V40H103V39H101V40H103L102 42H101V40L99 39V41L98 40H96L97 38H96V36L95 35H93V33H94V31H92L91 33L89 32V27H94L95 25H99V26H96L95 28L96 29H100V28H105L106 27V25H108V24H106V17H107V15H105L106 17H104V12H103V10H99ZM102 11V12H101ZM13 13H15L14 15H13ZM36 13V12H35ZM44 13V12H43ZM103 13V14H102ZM45 14V13H44ZM47 14V13H46ZM45 14V15H46ZM101 14V15H100ZM96 15H98V17L96 16ZM30 16H32V17H30ZM100 17V18H99ZM104 17V18H103ZM109 17V16H108ZM111 17V16H110ZM28 18V19H27ZM112 18V19H111ZM111 18H109V21L110 20H114L113 19V17H111ZM95 19V20H94ZM98 19V20H97ZM99 19L101 20V21H99ZM32 21V20H31ZM107 21H108V18H107ZM195 21V22H194ZM198 23H197V22ZM99 22V23H98ZM111 22H113V21H110V22H108L109 24L111 23ZM26 23V24H25ZM190 23V25L192 24V26H188L189 24H187V28L186 27H184L183 28V30H182V32L181 33H183V36H182V34L181 35H179L180 34V32H178L177 33V31H173V30H171V31H173V32H171V31H169L168 30V33H170V34H168L167 35V33H164V32H161V31H164V30H159V31H157V34L159 33L160 35H162L161 33H164L163 35L166 37L165 39H163L164 38V36H161V37H159L158 35H156L155 34V36H157V37H155L154 36V41L156 40V42H155V50L158 52L160 49V47H157V46H160L161 45V43L163 42V41H166V40H169L170 41V38H169V36L171 35L172 36V38H173V35L176 37V39L175 38H173V40H172V38H171V41L174 43V44H176V43H179V42H181L182 40H181V38L183 39V38H185V36L188 34V32H189V30H188V28H196V29H194L195 31H197L198 29V27H200L201 26V22H199L198 20H193L192 22H189ZM194 23V24H193ZM200 23V24H199ZM28 24V25H27ZM32 24V22L30 23V25ZM50 24V25H49ZM105 25V26H104ZM5 26V27H4ZM23 26H24V28H23ZM59 26H61V27H59ZM196 26H198V27H196ZM53 29H52V28ZM67 27V28H66ZM95 28H90L91 30H95ZM185 28H186V30H185ZM55 29V30H56ZM70 30L71 31H73L72 33L70 32ZM185 30V31H184ZM43 31V32H42ZM84 31H85V33H84ZM88 31V32H87ZM95 31H97V30H95ZM184 31V32H183ZM187 31V32H186ZM191 31V30H190ZM192 31H193V29H192ZM191 31V32H192ZM207 31V32H206ZM161 32V33H160ZM166 32V31H165ZM48 33V34H47ZM52 33V32H51ZM172 33V34H171ZM212 33V31L210 32V29H206V30H204V32L203 31H201V32H199V34H198V37L196 36V35H194V37H195V39L198 41V40H200V38H201V34L204 36V34L206 35V38H209V35H208V37H207V34H211ZM19 34V35H18ZM47 34V35H46ZM78 34V35H77ZM167 36H166V35ZM186 34V35H185ZM185 35V36H184ZM77 36V37H76ZM108 37H110L109 35H107ZM170 36V37H171ZM177 36H178V38H179V40H177ZM182 36V37H181ZM202 36V37H203ZM161 38L162 39V41H157L159 38ZM163 37V38H162ZM167 37H168V39H167ZM194 37L192 38L193 40H194ZM200 37V38H199ZM71 40H70V39ZM96 38V39H95ZM110 38V39H111ZM157 38V39H156ZM204 39H205V36L203 37ZM202 38V39H203ZM45 39V40H44ZM73 39H75V40H77V41H75V40H73ZM89 39L91 40V41H89ZM204 39L203 40H201V41H204ZM9 40V41H8ZM45 41V44H44V41ZM114 40H116V42L114 41ZM160 40V39H159ZM181 40V41H180ZM196 40H194V41H196ZM208 40V39H207ZM206 39H205V41L204 42H206L207 41ZM2 41H4V42H2ZM86 41H87V43H86ZM97 41V42H96ZM121 41V42H120ZM124 41V40H123ZM8 42V43H7ZM68 43V44H66V45H64L65 43ZM90 42V47H88L89 45H88V43ZM113 42H114V45H116V46H114L113 45ZM170 43V46H168V47H171V45L173 44V43ZM200 41H198V43H199ZM10 43V44H11ZM38 43V42H37ZM36 43V44H37ZM63 45H62V44ZM112 43V44H111ZM115 43H117V44H115ZM119 43H120V45H119ZM121 43H122V46H123V48L125 47V45H126V50L128 51V54L129 53H131L130 54V58H132L131 60L133 61V59L135 58V56L134 55H136V60L138 59V58H141V59H138L139 61H136V60H134L133 61V63H132V61L130 60V59H128V61L130 60V62L131 63H129L128 61V63H125V61H126V59L125 60H123L121 57L122 56H120L121 54H119V56H117L116 55V53H122V52H124L125 51V48L123 49L122 48V46H121ZM125 45H124V44ZM157 43H159L160 45H156ZM164 43H167L168 44V42H164ZM164 43H162V45L164 44ZM200 43H202V42H200ZM199 43V44H200ZM3 44V45H2ZM43 44H44V46H43ZM56 44V46H54ZM57 44H59V45H57ZM92 44V45H91ZM97 44V45H96ZM100 44H104V45H106V47H107V52L105 51V46L104 45H100ZM167 44H164V45H166L164 48H167L168 50L167 51H169V48L167 47ZM173 44V45H174ZM38 45V44H37ZM46 45V46H45ZM88 45V46H87ZM94 45V46H93ZM103 46L104 48H101V47H97V46ZM169 45V44H168ZM11 46V45H10ZM9 46V47H10ZM33 46V47H32ZM119 46V48H117ZM4 47V48H3ZM86 47H88V48H86ZM93 47L94 48H96V50L97 49H100L98 52L99 53H103V55H105V62H106V60L108 59V57L109 56H113V58H114V60H115V62L113 63V64H115V65H113V66H110V67H108L107 69H106V71L107 70H109L108 72H110L111 71V73H109L108 74V76H106L105 75V77L106 78H108V80L104 77V73H105V71H104V73H102L101 75H103L102 76V78L100 77V79H105V80H107V82H105V80L104 81H102L101 80V82H100V80L98 79V78H96L95 79V82H94V80L92 79V81L90 80V79H88V81H90V82H86V84L88 85V87H90V89L89 88H86L87 90H85L86 92H87V94H88V89H89V94L90 93H94L93 91H94V89H95V93L94 94H90V96L89 95H87L86 94V92H84L83 90H82V93L84 92V94H79V95H77L78 97H76V96H73V95H76V94H74V92H75V90H76V92L75 93H79V91H81L80 89H81V87H82V84H84L83 82H85V81H87L86 79H85V81L84 80H79L80 81V83H81V81H82V83L80 84H75V83H77V82H74L73 83V85L71 86V83H69L68 81H65V80H63L64 79V77H63V75L65 76V75H67L69 72H70V67L68 66V64H67V61H72V59H78V57H80L79 58V60H81L82 58V60L81 61H83V60H88L89 61V63L90 64H94V63H96V62H98V60H99V57H97L96 55V53H98V52H96V50L95 49H93ZM111 47V48H110ZM120 47H121V49H120ZM161 47H163V46H161ZM37 48V49H36ZM40 48V49H39ZM135 49L134 50V52H133V49ZM159 50H158V49ZM164 48H162L161 50H162V52H161V50H160V52H158V54H160L161 56H163L164 58H165V52H166V56H167V51H165L166 49H164ZM81 49H87V50H83L82 52H80L81 51ZM101 49H102V51H101ZM110 49H112V50H114L116 53H114V51L113 52H111V51H109ZM164 49V50H163ZM18 50V51H17ZM33 50V51H32ZM42 50V51H41ZM20 51V52H19ZM79 51V52H78ZM85 51V52H84ZM142 51V50H141ZM72 52H73V54H72ZM84 52V53H83ZM156 52V53H157ZM106 53H114L115 55H116V59H115V55L114 54H111V55H108V54H106ZM126 52H124V54L122 53V55H127L128 57H129V55L126 53ZM162 53L164 54V55H162ZM71 54V55H70ZM101 54H100V58L103 60V55L101 56ZM150 53H148V55H149ZM29 55V56H28ZM30 55H31V57H30ZM33 55V56H32ZM38 55V56H37ZM106 55H108V57H106ZM143 55V56H142ZM98 56H99V54H98ZM132 56H134V58L132 57ZM157 56H159V55H156L155 56V58H153V59H151V60H154V59H156V60H158L159 62L161 61V59L160 58H163V57H160L159 56V58H156ZM16 57V58H15ZM28 57H30V58H28ZM68 57H70L71 59H69V60H67V58ZM119 57V58H118ZM262 57L264 58V52H263V55H262ZM34 58V59H33ZM93 58H98L97 59V61L95 60V59H93ZM112 57L110 58L109 57V59H110V61L112 62V59H113ZM163 58V59H164ZM16 59V60H15ZM20 59H22V60H20ZM93 59V60H92ZM100 59V60H101ZM108 59V60H109ZM118 59H119V61H124V62H122V64L121 63H118V64H120V66L121 65H123V63L125 64V66L123 65V67L121 66L120 67V69L119 68H116V67H114V66H116V65H118V64H116V61L118 62ZM121 59V60H120ZM162 59V60H163ZM1 60V58H0V61H2ZM27 60L29 61V62H31L32 63V65H31V67H30V69H29V71L31 70H40L39 72H41L40 74V78L39 77H37V78H33V77H29L28 76V78H27V75L28 74H30V72L29 71H27L28 69L27 68H24V66L23 65H25V64H27L28 62H27ZM33 60V61H32ZM90 60H92V61H90ZM99 60V62L101 63V62H104V60L103 61H100ZM107 60V62L106 63H110V61H108ZM113 60V61H114ZM156 60H154V61H150V63H148V65L146 66V67H148V71L150 72V71H152L151 69H152V65L155 63L156 64V62H158V61H156ZM262 60H264V59H262ZM86 61H85V63H86ZM94 61V63H92ZM156 61V62H155ZM26 62V63H25ZM84 62V61H83ZM153 64H152V63ZM65 63H66V66H65ZM69 63V62H68ZM88 63V62H87ZM161 63V62H160ZM134 64H133V66H134ZM153 65V67L154 66H158L157 64L156 65ZM159 64V63H158ZM261 64H260V66H261ZM20 65V66H19ZM130 65H128V66H130ZM35 66V67H34ZM68 66V68L66 69V67ZM119 66V65H118ZM117 66V67H118ZM136 66V65H135ZM258 66V67H257ZM65 67V68H64ZM126 67V68H125ZM149 67H151V69L149 68ZM156 67H154L155 69H157ZM159 67V66H158ZM40 68V69H39ZM255 68V69H256ZM260 68H262V70L260 71ZM118 69V70H117ZM150 69V70H149ZM154 69V70H155ZM253 69H254V66H253ZM252 68L250 69H248L249 71L251 70H253ZM254 69V70H255ZM63 70V72H66L65 74L63 73H60L61 71ZM129 70H131V71H129ZM153 70V71H154ZM216 70L217 71H219L220 73H218V72H216ZM67 71H68V73H67ZM145 71H147V69L145 68ZM249 71H247L246 70V73L247 72H249ZM29 72V73H28ZM128 72H130V74H128ZM141 72H144V71H141ZM141 72H139L140 74H141ZM261 72V73H260ZM107 73V72H106ZM116 73V74H115ZM144 73H146V72H144ZM205 73V74H204ZM253 73V72H252ZM252 73H249V74H252ZM260 75H262V76H260ZM60 74H62V78L60 77L59 78V76H60ZM217 74V75H216ZM220 74V75H219ZM248 74V73H247ZM26 75V76H25ZM100 75V76H101ZM112 75H114L112 78H109V77H111ZM141 75H143L144 76V74L142 73ZM141 75H139V78H141L142 76ZM185 75H187V74H185ZM205 75V76H204ZM43 78H42V77ZM126 76V77H125ZM175 76H176V78H175ZM174 76V78H172V80L174 81V80H178L177 79V75H175ZM203 76V77H202ZM250 77V79H249V77ZM260 76V77H259ZM24 77V78H23ZM55 77H56V79H55ZM66 77V76H65ZM128 77V78H127ZM190 77V78H191ZM7 78V79H6ZM31 79L30 80V82L31 83H33V82H35V83H38L39 82V86L37 85V86H35V84L33 85V86H35V88L31 85V83H29L28 81L29 80H23V79ZM127 78V79H126ZM185 78V79H186ZM215 78H217V79H215ZM37 79H39V80H37ZM42 79V80H41ZM62 79V80H61ZM125 79V80H124ZM212 79V80H211ZM22 80V81H21ZM68 80V79H67ZM124 80V81H123ZM171 80V81H172ZM246 80H249V81H247L246 82ZM26 83H25V82ZM41 81V82H40ZM113 81H115V82H113ZM172 81V82H173ZM253 81V80H252ZM19 82V83H18ZM21 82V83H20ZM24 82V83H23ZM94 82V83H93ZM99 82V83H98ZM111 84H110V83ZM121 82V83H120ZM141 83V86L143 85H145L146 83H147V85H148V83L149 82H145V84H143L144 82L142 81V79H141V81H140ZM143 82V83H142ZM212 82H214V83H212ZM262 82V85L264 84ZM91 83V84H90ZM106 83V84H105ZM248 85H247V84ZM19 84H20V86H19ZM22 84V85H21ZM91 86H90V85ZM95 84V85H94ZM101 84V85H100ZM121 84V85H122ZM246 84V85H245ZM18 85V86H17ZM78 85L80 88L77 90V89H75V88H78V87H76V86ZM81 85V86H80ZM87 85H83V87H87ZM103 85H107V87H104ZM210 85H212V87L210 86ZM214 85V86H213ZM54 86V87H53ZM55 86H57L56 88H55ZM69 86V87H68ZM71 86V87H70ZM93 86V88H91ZM111 86H114V85H111ZM151 86V87H150ZM15 87H17V88H15ZM65 87H67V88H65ZM74 87V89H72ZM146 87H150V88H152V84L150 83V85L149 86H145V88ZM215 87V89H214V91L212 90L213 88ZM264 87V86H263ZM262 87V88H263ZM32 88H34V89H32ZM51 88V89H50ZM218 88V87H217ZM17 89V90H16ZM19 89V90H18ZM32 89V91H30ZM55 90L56 89V91L58 90L59 91V93H61V92H63L64 94L63 95H67L68 96V94L70 95V97H71V92L73 93L72 94V96L73 97H71V99L72 98H74V97H76V98H74V99H72L73 101L74 100H78V101H81V100H83L84 101V98L86 99V97L87 96H89V97H87L88 99H91L92 97V95L94 96V98L96 97V99H97V101L94 103V102H90L91 104H92V106H91V104L89 105V104H87V108L89 109L88 111H87V109H85V112H87L86 114V117L85 116H81V114H71L70 115V117L68 116L66 119H63L62 120V122H61V125H62V123H64L61 127H59V128H55V129H51V130H47V129H45V128H47L48 127V125H50L51 124V122H53V121H55L57 118H59L62 114H61V112L60 111H63L64 112V110H65V108H66V104L64 105L65 106V108H63V105H61V106H59L60 108L62 107V109H60V108H56L57 110L59 109V111H57L56 109V111L58 112H56L55 110H54V106H52L50 103V105L49 104H46V103H48V102H46L45 104H44V102H43V104H40L37 108H35L34 110H31V112L30 111H28V112H26L25 113V116H24V114H23V112H25V109H20V108H23L21 105H20V103L22 104V100H25V99H27V95H28V98L29 97H31L32 96V94H37V95H33L34 97H44L45 95H46V93L48 92V90ZM65 89V90H64ZM72 91H71V90ZM98 91H97V90ZM147 89H149V88H147ZM165 89H167V88H165ZM168 89H171V88H168ZM264 89V88H263ZM15 90V91H14ZM172 90V89H171ZM245 90V91H244ZM2 91V92H1ZM66 91H67V93L68 94H65L66 93ZM213 91V92H212ZM216 91H218V89L216 90ZM32 93V94H29V93ZM98 92V93H97ZM28 93V94H27ZM163 93V94H162ZM183 93V94H182ZM211 93H212V95H211ZM244 93V94H243ZM7 94V95H6ZM27 94V95H26ZM45 94V95H44ZM162 94V95H161ZM181 94V95H180ZM9 95H11L10 97H9ZM86 96V97H85ZM155 96V97H154ZM156 96H158V97H156ZM6 97H7V99H6ZM8 97H9V99L11 98V102L8 100ZM241 97V98H240ZM94 98H92V100H94ZM150 98H151V100H152V102L150 101ZM158 98V99H157ZM210 98H211V100H210ZM258 98V96H256L254 99L256 100ZM81 99V100H80ZM95 99V100H96ZM113 99V98H112ZM155 99H157V101L155 100ZM247 100L246 102H245V100ZM252 99V98H251ZM250 99V100H251ZM253 99V100H254ZM21 100V101H20ZM76 100V101H77ZM148 100V101H147ZM154 100V101H153ZM174 100V101H173ZM254 100V101H255ZM6 101H8V102H6ZM150 101V102H149ZM156 101V102H155ZM176 101V102H175ZM189 101V103H188V105L189 106H192L193 107V112H192V114L193 115H197L196 117H194L193 116V120H195V118H196V120H195V122L194 121H192L190 118L189 119H187V118H185V116H184V112H183V114H182V112H181V110H183L184 109V107H185V105L187 104V102ZM211 101H213V102H211ZM3 102V103H2ZM147 102L148 103H151V104H147ZM156 103V106H153V104H155ZM158 102V103H157ZM216 102V101H215ZM238 102V103H237ZM7 104V105H5V104ZM113 103V104H112ZM168 103H169V105H168ZM3 104H4V106H3ZM244 104H246V105H244ZM252 104H254L255 105V108H254V105H252ZM14 106L13 107V110H12V107L11 106ZM44 105V106H43ZM88 105H89V107H88ZM153 106L152 107V109L150 108V106ZM167 105L168 106H171V107H167ZM177 105V106H176ZM237 105V106H236ZM251 105V108H249V106ZM157 106H161L160 107V109H158L157 110ZM244 106H246V107H244ZM124 107V106H123ZM122 107V108H123ZM156 107V108H155ZM164 107V108H163ZM238 107V108H237ZM253 107V108H252ZM258 107V108H257ZM11 108V109H10ZM127 108V109H126ZM147 108H148V110H147ZM150 108V109H149ZM154 108L156 109V111L154 110ZM159 108V107H158ZM161 108H162V110H161ZM234 108L236 109L237 108V111L239 112V114L241 113V115H242V117H238L237 118V120H236V123H234L233 122V124L235 125L234 126V128H232V127H230V124H226L227 122L226 121H228V119L227 118H229L230 117V115L231 114H229V113H233V111H234ZM239 108H241V109H239ZM245 108V109H244ZM4 109V110H3ZM166 109V110H165ZM190 109H191V107H190ZM125 110H127V111H125ZM139 110V111H140ZM143 110V111H142ZM191 110V111H192ZM10 111L13 113V114H11L10 113ZM54 111V112H53ZM114 111H116V112H114ZM119 111V112H118ZM132 111H133V113H132ZM134 111H136V112H134ZM149 111H151V112H149ZM153 111V112H152ZM154 111H155V113H154ZM158 111V112H157ZM35 112V113H34ZM59 112H60V114H59ZM85 112H84V114H85ZM88 112H90V114L88 113ZM126 112V113H125ZM263 112V113H262ZM20 113L22 114V115H20ZM55 113V114H54ZM137 113V114H136ZM141 113H143V114H141ZM151 113H153L152 115H153V119H151V120H149L148 121V126H147V129H149V128H151V125L152 126H154L156 123V120H157V122L158 121H160L159 119H161V122H166L167 120L169 121V125H168V121L165 123V126H164V128L163 129H161V130H159L158 132L160 133H158V132H156V133H154V134H150L151 136L150 137H147V139L144 137V136H142V137H140L141 135H138V133H139V129H141V125L140 124H142V120H140L141 118H142V116H143V118L144 117H147V115H150ZM160 113V114H159ZM195 113V114H194ZM8 114H10V115H8ZM58 114V115H57ZM83 113H82V115H84ZM128 114V115H127ZM145 114V115H144ZM155 114H157L156 116L157 117H155L154 115ZM183 115V117H182V115ZM7 117V116H9L11 119L13 118V119H18L19 117V119L17 120L18 121V124L21 126L20 127V129H16L17 131H12L13 129L12 128H14V127H12V126H10V124H9V121H8V118H5V116ZM14 116V117H18V118H14V117H12V116ZM131 115H133V116H131ZM161 115H163V116H161ZM241 115H239V116H241ZM23 116V117H22ZM73 116V117H72ZM89 116V117H88ZM136 116V117H135ZM138 116V117H137ZM179 117H181V118H179ZM83 118V119H82ZM90 118V119H89ZM174 118H175V120H174ZM176 118L179 120V121H182L183 123H184V121H185V124H183L182 122H180V124H179V121L177 122L178 124H176L175 126H173V125H171L174 121H176ZM11 119H9V120H11ZM21 119V120H20ZM60 119V118H59ZM82 119V120H81ZM86 119V120H85ZM154 119H156V120H154ZM164 119H167V120H164ZM183 119H185V120H183ZM225 119H227V120H225ZM78 120V121H77ZM89 120V121H88ZM174 120V121H173ZM192 121V125H193V123H195L193 126H190V122ZM263 120V121H262ZM3 121V122H2ZM8 121V122H7ZM20 121V122H19ZM24 121V122H23ZM64 121V122H63ZM74 121V122H73ZM76 121V122H75ZM80 121V122H79ZM98 121V122H97ZM120 121H122V122H120ZM139 121H141V123L139 122ZM155 121V122H154ZM171 121V122H170ZM190 121V122H189ZM26 122V123H25ZM87 122V123H86ZM102 122V123H101ZM6 123L8 124V125H6ZM74 125H73V124ZM79 123V124H78ZM81 123V124H80ZM98 123V124H97ZM109 123V124H108ZM127 123V124H126ZM187 123V124H186ZM188 123H189V126H188ZM48 124V125H47ZM83 124V125H82ZM111 124H112V126H111ZM121 124H124V125H121ZM135 124V125H134ZM182 124V126H181V128L179 127L180 125ZM223 124V125H222ZM233 124H231V126L233 125ZM81 125V126H80ZM104 125H108V127L107 126H104ZM129 125V126H128ZM137 125V126H136ZM171 125V126H170ZM185 125V126H184ZM226 125H228V127L231 129L232 128V130H230L229 128H227L226 127ZM257 125V126H256ZM80 126V127H79ZM104 126V127H103ZM116 126V127H115ZM121 126V127H120ZM127 126V127H126ZM188 126V127H187ZM197 126V127H196ZM76 127H77V129H76ZM96 127V128H95ZM105 127H106V131H104L105 130ZM124 127H125V129H124ZM132 127V128H131ZM177 127H179L178 129H177ZM72 128V129H71ZM100 128V129H99ZM103 128V129H102ZM120 128H122V129H120ZM127 128V129H126ZM130 128H131V132H130ZM174 128V129H173ZM182 128H183V130H182ZM189 128V129H188ZM43 129L44 130H47L48 132H44L43 131ZM74 129V130H73ZM94 129V130H93ZM108 129H110V131L108 130ZM120 129V130H119ZM172 129V130H171ZM203 129V130H202ZM211 131H210V130ZM214 129L215 130H217V131H215V132H213L214 131ZM219 129V130H218ZM256 131H255V130ZM12 132H14V133H12ZM28 132H27V131ZM96 130V131H95ZM101 130H103V132L101 131ZM137 130V131H136ZM183 132H182V131ZM207 130V131H206ZM209 130V131H208ZM213 130V131H212ZM10 131V132H9ZM27 133H31L30 135H33L34 136V138H33V136H30L29 134H26V132ZM44 133H43V132ZM81 131V132H80ZM92 131V132H91ZM109 131V132H108ZM127 131V132H126ZM172 131V132H171ZM176 131V132H175ZM190 131V132H191ZM200 131H202V132H200ZM220 131V132H219ZM97 132V133H96ZM137 132V133H136ZM162 132V133H161ZM180 132V133H179ZM204 132V133H203ZM217 132H219V133H221V136H222V134H224V136L222 137V139L219 141L220 142V144L218 145L217 143H216V134H217ZM9 133H10V135H9ZM96 135H95V134ZM104 133H106V134H104ZM114 133V134H113ZM136 133V134H135ZM192 133V132H191ZM201 133V134H200ZM206 133V134H205ZM258 135H257V134ZM9 136H8V135ZM12 134H14V135H12ZM43 134V135H42ZM72 134H73V136H72ZM89 134H91V135H89ZM104 135V137L107 139H104V137H103V135ZM5 135V136H4ZM12 135V136H11ZM29 135V136H28ZM99 135V136H98ZM106 135V136H105ZM109 135V136H108ZM112 135V136H111ZM115 135V136H114ZM134 135H138L137 136V138L139 139V137H140V140H142L141 138H143L144 137V141L141 143V142H138L139 140L137 139V142L135 143V142H133V143H130L129 141H128V139H130V137L131 136H134ZM153 135V136H152ZM214 135V136H213ZM2 136V137H1ZM8 136V137H7ZM25 136V137H24ZM89 136V137H88ZM100 136H102V137H100ZM149 136V135H148ZM181 136V135H180ZM6 137V138H5ZM10 137H12L11 139H10ZM94 139H93V138ZM100 137V138H99ZM127 137V138H126ZM168 137V138H167ZM5 138V139H4ZM112 138V139H111ZM90 139V140H89ZM100 139V140H99ZM167 139H169L168 141L169 142H166L167 141ZM213 139V140H212ZM224 139V140H223ZM98 140V141H97ZM110 140H113V141H115V143H117L116 144V148H117V146H119L118 148L120 149V152L118 153V155L119 156H117V154H116V156L114 155V157L116 158V159H103V158H100V157H97L96 158V160H90L91 158H89V159H87V160H83L82 158H83V156H85V152H87L88 151V149L90 148V147H92V144L91 143H93V145H96V144H101V141H102V143H103V141L104 142H106V141H110ZM166 140V141H165ZM19 141H21V143L19 142ZM30 141V142H29ZM164 141V142H163ZM171 141H174V140H171ZM15 142V143H14ZM17 142V143H16ZM22 142H24V143H22ZM28 144H27V143ZM90 142V143H89ZM97 142H99V143H97ZM155 142V143H154ZM215 142V143H214ZM28 145H26V144ZM30 143V144H29ZM62 143H64V144H62ZM87 143V144H86ZM134 143H135V145H134ZM137 143H140L139 145L137 144ZM154 143V144H153ZM162 143H164L163 145H160V144H162ZM15 144V146H13ZM32 144V145H31ZM51 144L53 145V147L51 146ZM58 144H62L61 145V147H60V145H58ZM68 144V145H67ZM73 144V145H72ZM122 144V145H121ZM169 144V145H168ZM215 144H216V146H215ZM224 144V145H223ZM65 145V146H64ZM137 145H138V148H137ZM142 145V146H141ZM155 145V146H154ZM158 145V146H157ZM160 145V146H159ZM165 145L163 146V147H165ZM34 146V147H33ZM121 146V147H120ZM128 146L130 147V148H128ZM218 146H221V147H218ZM224 148H223V147ZM18 147L20 148V150L18 149ZM37 147H38V149H39V151H38V149H37ZM57 149H56V148ZM25 148H28V149H26V151L24 150ZM30 148V149H29ZM62 148H64V150L62 149ZM66 148V149H65ZM73 150H72V149ZM136 148V149H135ZM140 148V149H139ZM222 148V149H221ZM23 149V150H22ZM35 149H37V151L35 150ZM123 151H122V150ZM128 149V150H127ZM137 149H139V150H137ZM154 149V150H153ZM87 150V151H86ZM126 150V151H125ZM150 150H152V151H150ZM2 151V152H1ZM22 151H24V152H22ZM135 152V155L134 154H132V153H134ZM150 151V152H149ZM8 152V153H7ZM17 152H19V154L17 153ZM129 152H132V153H129ZM138 152V154H136ZM200 152V153H199ZM204 152V153H203ZM10 153V154H9ZM17 153V154H16ZM121 153L123 154V155H121ZM129 153V154H128ZM198 153H199V155H198ZM202 153V154H201ZM8 154V155H7ZM13 154V155H12ZM200 154H201V156H200ZM205 154H208V155H205ZM56 155H57V157H56ZM78 155V156H77ZM83 155V156H82ZM92 155H95L93 152H92ZM198 155V156H197ZM205 155V156H204ZM210 155V156H209ZM15 156V157H16ZM45 156H47V157H45ZM201 157H203V158H201ZM196 158V159H197ZM200 158V159H199ZM217 158V159H216ZM64 159V160H63ZM81 159V160H80ZM98 159V160H97ZM99 159H101V160H103L102 162H101V160H99ZM127 159V160H126ZM61 160V161H60ZM82 160H83V162H82ZM90 161V162H89ZM92 161V162H91ZM108 161V162H107ZM60 162H62V163H60ZM120 162V163H119ZM125 162V163H126ZM177 162H180L181 164H183V162L182 161H180V160H178ZM176 161H174V162H167V163H163L162 165H161V167H160V169H162V171H167V172H170V171H175L176 169H177V167H175V166H177L178 164H179V166H181L180 165V163H177ZM17 163V164H16ZM42 163H46V164H42ZM48 163V164H47ZM61 165H60V164ZM143 163H144V165L146 166H144L143 165ZM23 164H25V165H23ZM168 164V165H167ZM173 164H175V166L173 165ZM23 165V166H22ZM29 165V166H28ZM42 165V166H41ZM47 165H49L48 167H46ZM77 165V166H78ZM171 165V166H170ZM19 166V167H18ZM28 166V170H27V167ZM37 168H36V167ZM45 166V167H44ZM83 166V167H82ZM87 166V167H86ZM142 166H143V168H142ZM178 166V167H179ZM30 167V168H29ZM33 167V168H32ZM40 167V168H39ZM110 167V168H109ZM165 167V168H164ZM175 167V168H174ZM86 168V169H85ZM141 168V169H140ZM172 168H174V169H172ZM24 169V170H23ZM27 170V172H25L26 170ZM48 169V170H47ZM53 169H55V170H53ZM141 171H140V170ZM143 169V170H142ZM145 169V170H144ZM194 169H196V170H194ZM250 169H252L251 171V174L252 175H250ZM39 170V171H38ZM46 170V171H45ZM98 170V171H97ZM103 170H104V172H103ZM149 170V171H148ZM199 170V171H198ZM49 171V172H48ZM56 171V172H55ZM93 171V172H92ZM109 171V170H108ZM147 173H146V172ZM196 171H198V172H196ZM24 172V173H23ZM35 172V173H34ZM52 172V173H51ZM53 172H54V174H53ZM142 174H141V173ZM227 172V173H226ZM29 173V175H27ZM31 173V174H30ZM33 173V174H32ZM37 173V174H36ZM99 174V176L97 177L96 175H94V174ZM26 176H24V175ZM91 174V175H90ZM195 175V176H193V175ZM207 174V175H206ZM24 177H23V176ZM31 175H34V177L33 176H31ZM204 175V176H203ZM206 175V176H205ZM75 176V177H74ZM88 176H90V178L88 177ZM96 176V177H95ZM201 176V177H200ZM252 176V177H251ZM19 177V178H18ZM21 177V178H20ZM71 177H73V179H71ZM77 177V178H76ZM82 177H83V179H82ZM134 177H136V178H134ZM141 177V178H142ZM181 177H182V179H184L185 178V180L184 181H182V179H181ZM184 177V178H183ZM188 177H189V179H188ZM205 177V178H204ZM30 178H31V180H30ZM78 178H80L79 180H82V181H79V180H77ZM174 178H176V179H180V181L179 180H176V179H174ZM203 178H204V180H203ZM91 179V180H90ZM93 179V180H92ZM134 179V180H133ZM171 179V180H170ZM197 179H198V181H197ZM235 179V180H234ZM24 180H21V181H24ZM29 180V181H28ZM176 180V182H174ZM186 180V181H187ZM77 181V182H76ZM79 181V182H78ZM129 180H126V182H128ZM132 181L131 182H128V184H126L125 186L128 188V187H130V185H131V183H132ZM163 181H165V183H166V185H165V183L163 182ZM178 181H179V183H178ZM185 181V182H186ZM188 181V182H189ZM197 181V182H196ZM201 181H203V182H201ZM207 181V182H206ZM24 182V183H25ZM73 182V183H72ZM82 184H81V183ZM83 182H85L84 184H83ZM88 182L89 183H91V185L90 184H88ZM100 182H102V183H100ZM163 182V183H162ZM187 182V183H188ZM29 183H27V184H29ZM134 183V184H135ZM160 183H162V184H160ZM169 183V184H168ZM200 183V184H199ZM204 184L203 186H202V188L203 189H201V190H199V187H201V186H199L198 187V185H202V184ZM26 184V183H25ZM75 184V185H74ZM161 185V187H158L159 185ZM80 185V186H79ZM84 185V186H83ZM133 185V184H132ZM131 185V186H132ZM168 185V186H167ZM176 187H175V186ZM249 186H247V189L246 190H250V183L248 184ZM12 186H11V188L9 187V185H7L6 187H0V194H1V192H2V194H4L5 192H10L11 191V189H12ZM124 186V187H125ZM97 187H94V189L96 188V189H98ZM157 188V190H156V188ZM174 187V188H173ZM160 188H161V190H160ZM174 190H173V189ZM198 188V189H197ZM90 189V190H91ZM94 189H92V191H96V190H94ZM155 189V190H154ZM164 189V190H163ZM8 190V191H7ZM125 190H126V188H125ZM160 190V191H159ZM167 190V192H165ZM202 190H204V191H202ZM3 191H5V192H3ZM122 191H124L123 189H120V191L119 192H122ZM159 191V192H158ZM202 191V192H201ZM240 192H241V190H239ZM155 192V193H154ZM158 192V193H157ZM162 192H164V193H161ZM227 192V191H226ZM235 192H238L237 190L235 191ZM242 192H243V190H242ZM241 192V193H242ZM1 194V195H2ZM153 194H154V196H153ZM157 194V195H156ZM0 195V196H1ZM150 195H151V197H150ZM168 196V195H167ZM199 196V197H198ZM219 196H222V198H219ZM250 196L251 195H249L248 196V198L249 199H251V203H253V199H256V198H254L255 196H251V198H250ZM196 197V196H195ZM153 198V199H152ZM163 197H161V199H162ZM246 199V200H248L249 201V199ZM253 198V199H252ZM48 200H46V202L45 203H42V205H41V207H39L37 210H36V212L34 213V215H33V220H32V224L33 225H35L43 216H47V215H49V214H53V213H55L56 212V210H57V208L59 207V203L54 199V198H47ZM85 198H83V202H85L86 201V199L84 200ZM78 200V201H77ZM201 200V201H200ZM74 201V204L72 203ZM75 201H76V203L77 202H82V197H78L76 200H72V201H69L68 202V205H66L67 203H65L63 206H62V210H61V212L63 213H61V214H59V217L61 216V219H64L65 217H69V216H71L72 215V213H73V210L72 209H74L73 207H74V205L76 204L75 203ZM247 201V202H248ZM257 201V200H256ZM256 201L254 202V204H253V206L255 205V207H256V205L258 206L259 204H257L256 203ZM221 202L223 203L222 205H221ZM142 203H140V204H142ZM196 203L198 204L197 206H196ZM216 203V204H215ZM249 204H250V201L248 202ZM106 205H102V206H100V207H97V209L99 210V208H100V210H99V212H102L104 209L106 210V212H108V210L109 209H113L114 207H116V206H118V205H116V204H112V203H109L110 205H108L107 203H105ZM116 205V206H115ZM139 205V204H138ZM138 205H136V206H138ZM191 205V206H192ZM106 206H107V208H106ZM140 206V205H139ZM224 206V205H223ZM222 206V207H223ZM135 207V206H134ZM133 207V208H134ZM143 207V206H142ZM142 207H140V209L137 207V208H134V212H138L139 210H140V212L141 211H143V209H141ZM222 207H220L221 209H222ZM117 208V207H116ZM144 208H145V206H144ZM210 208V209H209ZM212 208V209H211ZM56 209V210H55ZM97 209H94V210H97ZM108 209V210H107ZM135 209H137V210H135ZM195 209V210H194ZM209 209V210H208ZM53 210V211H52ZM97 210V211H98ZM105 210H104V212H105ZM113 210H115V208L113 209ZM112 211V210H111ZM218 211V210H217ZM133 211L131 210V213H132ZM136 212V213H137ZM140 212H138V214L140 213ZM136 213H134V214H136ZM97 214H98V212H97ZM40 215V216H39ZM212 217H211V216ZM35 216H37V217H35ZM95 216V215H94ZM184 216H185V218H184ZM208 216H210L209 218H208ZM212 218V219H211ZM139 219V218H138ZM210 219V220H209ZM208 220V221H207ZM180 221V222H181ZM186 221V222H185ZM184 224H185V226H184ZM32 225V226H33ZM140 226L141 225V221L139 222L138 221V223H137V226ZM201 227H200V226ZM177 226V227H176ZM198 227V228H197ZM178 228V229H177ZM194 228V229H193ZM201 228V229H200ZM216 230H217V228L218 227H214ZM181 229V230H180ZM191 229V230H190ZM203 229V230H202ZM5 230V231H4ZM174 230H175V232H174ZM178 230H179V232H178ZM196 230V231H195ZM168 231V230H167ZM182 231V232H181ZM194 233H193V232ZM199 231V232H198ZM201 231V232H200ZM172 232V233H171ZM188 232V233H187ZM190 232V233H189ZM195 232H196V235H195ZM16 230H14V228H11V227H9V228H5V229H3L2 230V232H0V236L2 237V238H12L14 235L16 236ZM200 235H202V236H199V234ZM182 235V236H181ZM42 236H44L43 235V233H41L38 237H36V239L37 240H39V239H43V238H41ZM190 236V240L188 239L187 240V238ZM187 237V238H186ZM197 237V238H196ZM200 237V238H199ZM184 240V241H183ZM178 241H182V243H180V242H178ZM173 243V244H172ZM180 243V244H179ZM176 244H179V245H176ZM175 247H177V248H175V250H174V248ZM171 249V250H170ZM120 250H122L120 247H118V252L120 253ZM110 251H112V252H110ZM110 251L108 252V254H115L116 255V252H117V250L114 252L113 250H111L110 249ZM169 251V252H168ZM35 251L34 250H32V251H30V253H32V254H35L34 253ZM154 252V253H153ZM156 252V253H155ZM161 252V253H160ZM167 253V254H166ZM171 253V254H170ZM118 254V253H117ZM155 254V255H154ZM157 256V257H156ZM162 258H161V257ZM172 256H174V255H172ZM151 257V258H150ZM166 259V258H165ZM156 260H158V261H156ZM160 260V261H159ZM144 264V263H143ZM166 264V263H165Z\"/></svg>","mask_w":264,"mask_h":264}]
</instances>
